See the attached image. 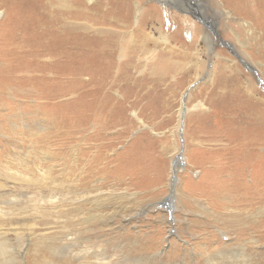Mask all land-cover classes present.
<instances>
[{
    "label": "rangeland",
    "instance_id": "1",
    "mask_svg": "<svg viewBox=\"0 0 264 264\" xmlns=\"http://www.w3.org/2000/svg\"><path fill=\"white\" fill-rule=\"evenodd\" d=\"M108 1L83 6L102 10L112 7ZM234 1L223 8L226 18L215 0H179L186 8L126 0L122 14L133 20L136 4L149 18L144 28L141 18L129 24L132 38L80 13V24L88 18V25L117 30L129 45L106 78L57 68L42 75L16 54L0 59V238L12 254L0 264H264V39L246 36L229 16L244 5V22L263 32L264 0ZM3 3L0 40L26 27L25 19L2 22ZM17 4L10 6L19 10ZM203 24L214 32L209 53L197 33ZM71 31L94 35L84 24ZM209 150L203 163L197 152Z\"/></svg>",
    "mask_w": 264,
    "mask_h": 264
},
{
    "label": "bare ground",
    "instance_id": "2",
    "mask_svg": "<svg viewBox=\"0 0 264 264\" xmlns=\"http://www.w3.org/2000/svg\"><path fill=\"white\" fill-rule=\"evenodd\" d=\"M2 1H4L6 3V4L3 3V5L4 4L6 6L9 5L8 6L9 8H6L8 13L4 17L2 22L5 23V24H8V25H11V24H16L19 21V19H25L26 27L22 28L21 33L18 36L17 35H13V36L10 35V36L6 37L4 40H0V45H2L4 48H5L6 45L14 48V51H13L11 48H5L6 49L5 50L4 48L1 49V47H0V59L1 58H6V56H5L6 53H7L6 55H10V54L12 55V53L16 54V56H18V58H22L23 60H26V59L28 60V62L30 64L27 67V69H31V71H34V70L40 71L42 73V75H46V73L53 74V72H55V70L57 68L59 70H63V72L65 74L75 73L74 75L82 74L85 71H87V73H89L88 71L99 72L103 76L102 78H104V77L106 78L114 70L113 69L114 62L112 61L113 57L115 55H118V57H117L118 60H122L125 57V52L127 50H129V45L124 44V37L121 36L122 37V38L120 37L121 39L118 37V36L121 35V32H117V30L116 31L115 30H111L112 28L111 29H106L104 27L97 28V27H94V25H88V21H87L88 18H86V20L83 23L85 25V29L93 31L94 35L89 37V38H85V36L73 33L71 30L77 28L80 25H83L82 23L80 24L79 21H78L79 18H81V16H82L80 13L83 14V17H84V18H82L83 20L85 19L86 16H88L91 20L96 21L97 23L99 21H101V20H108V24L110 25V27L114 26V27H117V29L118 28L123 29L122 34L125 37L129 36L130 38H132V36H133L132 30H130L129 34L126 33L127 30L130 28V26H131V28H132V26H135L138 23L137 21H139V18H141V21H140L141 27L144 28L145 23L149 20V18L146 17V14L144 12L145 8L143 7V9H144L143 10L140 6H137L136 4H135V6L133 5V9L135 8V11L133 12L134 13V19L133 20H132L131 16H125L124 14H122V12H123L122 10L124 8H128V3L126 2V0H122V3H120V4H118L117 0H113V1L109 0L108 1L109 4H113L112 7L111 8H107L106 7V9L104 8L102 10L99 9V6H97V7L94 6L93 8H91V7L89 8L88 6L84 7L83 3L86 4V0H22V1L21 0H11V1L2 0ZM148 1H153L156 4L157 3L165 4V0H148ZM166 1L174 2L173 3L174 7L180 5V6H183V7L186 8V4L184 5L183 3L179 2V0L178 1L177 0L176 1H174V0L173 1L166 0ZM215 1H217V3H219V4H221L223 2V4L220 7L221 8V13H222L221 15L222 16L224 15L226 18H228V13L229 12L227 10H223L225 5H227L226 4L227 0H215ZM237 1L238 0H236L234 2H237ZM115 2L118 5L117 6L118 9L116 7H114L116 5ZM11 3H12V5H15V3H18L17 6H20V9L18 10L16 7L10 6ZM240 3L243 4L242 1ZM99 4L97 3L96 5H99ZM236 4L240 5L239 2H237ZM100 5H102V4H100ZM243 6L244 5L239 6V9L241 10V14H239L240 12L238 13L237 8H235L236 9L234 11L235 14H234V12L231 11V13L229 14V16H231V20L233 22L238 23L242 27L243 31L246 32L245 33L246 36L250 35L252 37V36L255 35L254 38H259V39L262 38V39H264V31L263 30H262L263 32H261V30L258 31V26L253 24V23H252V25H253L252 29L250 30L248 25H251V22H250V24H247L246 22H244V19L242 18V16L244 18H248V15H247V12H245V8ZM12 9H16V11H13V13L11 14ZM197 10H198V8H197ZM233 14L238 16V17L237 18H233L232 17ZM197 15H198V19H203L202 15H205V14L201 15V14L198 13ZM240 15H242V16H240ZM244 15H246V16H244ZM9 16H10V18H8ZM131 22H132V24H131ZM57 24H61L62 25L61 26L62 33H63L62 35H60V28L57 27ZM129 24H130V26H129ZM207 24H208V22H207ZM221 24H222V22H221ZM159 25H161V24H159ZM210 25H211V23H210ZM193 26H194V29H195L196 27H195L194 24H193ZM204 27H205L204 31L203 30L200 31V29H199V31H197V30L196 31L198 33V36L202 35L200 39H202V41L205 42V46H206V49H207L206 53L207 52L209 53V48H210L209 47V43H210L209 37L211 36V33H214V32H213V28L212 27H210L209 29L206 28L208 26L204 25ZM157 28H158V26H157ZM210 31H211V33H210ZM230 33L232 34V37L235 39V41L240 45V47H242V50H244V45L246 43H243L241 41V39H240L241 37H240L238 31H235L233 29L231 30V28H230ZM70 35L73 36V37L68 39V37ZM144 36H145V38L148 41H151L152 39L156 40V39H154L153 34L151 32L145 33ZM245 38L247 39V37H245ZM157 40L163 42L164 44L168 43V39L163 37V36H160V38L158 37ZM231 47H232V51L233 50L235 51L237 49L236 48L237 46H236L235 43L231 44L230 48ZM132 52H134V49H133ZM150 52H152V51L150 50L148 53H150ZM234 53L237 54L236 56L238 57V59H240L241 61L244 62V60L241 58L243 56H241L237 51L234 52ZM19 55H22V56H19ZM195 55L198 57V59L201 58V54L199 52H197ZM242 55H244V58L246 56L247 58L255 61L246 52H244V54L242 53ZM161 56H162V54H161ZM216 57L217 56H215V58ZM44 59H48V60L53 59V60L52 61L50 60L51 64H47V63L44 62ZM105 60H107V62ZM162 60H163V58H162ZM193 62H195V61H193ZM226 62H232V61L227 60ZM197 63H199V62L197 61ZM254 63L256 64V66H258V69H261L263 67V65L261 63H258V61H255ZM1 64H0V87H6L5 78H4L5 70L1 67ZM77 64L79 66H77ZM46 65H47V67H45ZM161 65H162V63H161ZM210 66L212 67V64ZM80 67H82V68H80ZM167 68H169V67L167 66ZM174 71H175V69H174ZM117 72H118V70H117ZM166 72H168V71H166ZM199 72H201V70H199ZM122 73L125 74V75H129L130 74L129 66L123 64ZM238 73L241 74V72H238ZM10 74H8V75H10ZM227 75H228V73H227ZM90 76H91V74H90ZM119 76H120V74H119ZM126 80H127V77H126ZM233 80L235 82H238V80L235 77H234ZM247 81L248 80L244 79L243 82L248 84ZM129 83L130 84H134L133 82H129ZM135 84H137V82ZM251 86H253V85H251ZM249 90H251V89H249ZM148 96H150V95H148ZM224 99H226V98H224ZM155 100H157V99H155ZM224 102H226V101L224 100ZM134 115L135 114H133V116ZM222 115H224V114H222ZM207 124H209V123H207ZM214 125H212V126H214ZM208 128H210V127H208ZM223 129H224V126H223ZM219 133H220V131L218 132V134ZM210 137H213V138H210ZM210 137H209L210 140H212V139L213 140H219L220 139L219 137H221V135L220 136H218V135L214 136L213 135V136H210ZM202 138H200V139H202ZM209 138L207 137V139H209ZM246 146L249 147V144L246 143ZM245 149H246V147L244 145H242V151H245ZM211 153H212L211 150L197 152L198 156L200 157V160L203 161V163L205 162L204 160H206L208 155H211ZM208 161L207 162L209 163V165H211L210 169L212 170V172L217 171L218 169L215 170L212 167L214 165V163L210 161V158L208 159ZM184 163L185 162H183V164ZM183 164H182V166H183ZM175 166H176V162H174L173 166H172V172H173V175H174V179H173L172 183L175 182V180H176V173L177 172H176V168H174ZM214 166L216 167V165H214ZM243 186L244 187L242 188V190H245L247 192V190H249V188H251V187L255 188L254 186H256V184L253 183V184H250L249 186H246V185L243 184ZM9 249H10V247H9L7 241H5L4 239L0 238V258H4L5 256L6 257L7 256H11L12 254L9 253L10 252ZM161 252H163V250H160L159 252H155L152 255V257H158ZM76 255H78V254H76ZM207 255H208L207 259H209L211 256H209V254H207Z\"/></svg>",
    "mask_w": 264,
    "mask_h": 264
},
{
    "label": "flooded vegetation",
    "instance_id": "3",
    "mask_svg": "<svg viewBox=\"0 0 264 264\" xmlns=\"http://www.w3.org/2000/svg\"><path fill=\"white\" fill-rule=\"evenodd\" d=\"M249 66V65H248Z\"/></svg>",
    "mask_w": 264,
    "mask_h": 264
}]
</instances>
